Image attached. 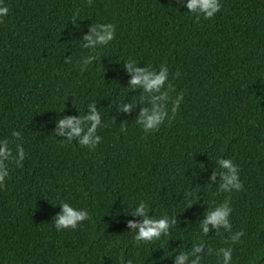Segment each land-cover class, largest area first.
<instances>
[{
    "label": "trees",
    "instance_id": "trees-1",
    "mask_svg": "<svg viewBox=\"0 0 264 264\" xmlns=\"http://www.w3.org/2000/svg\"><path fill=\"white\" fill-rule=\"evenodd\" d=\"M2 3L0 138L19 130L25 158L8 163L0 186V264H172L171 255L200 240L213 249L202 264H219L220 247H232L233 264L264 252V0H221L208 19H195L179 0ZM73 13L79 29L68 21ZM91 22L114 23L115 35L81 71L89 50L79 38ZM128 58L165 65L170 95L183 93L176 115L154 132L142 131L135 112L115 110L114 101L132 94L123 95ZM91 101L105 125L101 141L94 150L61 143L54 120L83 114ZM217 157L239 166L241 190L218 192L206 181ZM140 199L152 216H177L178 224L134 244L125 222L139 217L126 212ZM225 199L231 230L201 235L203 209ZM60 202L87 209L89 218L57 231ZM236 231L243 234L233 244Z\"/></svg>",
    "mask_w": 264,
    "mask_h": 264
},
{
    "label": "clouds",
    "instance_id": "clouds-1",
    "mask_svg": "<svg viewBox=\"0 0 264 264\" xmlns=\"http://www.w3.org/2000/svg\"><path fill=\"white\" fill-rule=\"evenodd\" d=\"M185 11L192 14L195 19H208L213 17L221 8V0H179ZM8 14V8L0 0V18ZM77 13L68 21L73 27L79 29L77 24ZM114 23L92 22L87 26V31L81 38V47L89 50V54L82 56L79 60L80 70L84 71L88 65L97 59L96 50L100 46L107 45L114 39ZM122 68L127 73L124 93L130 92L123 101H114L117 113L123 112L125 115L131 110L135 112V123L144 133L156 131L165 121H171L176 115L182 102L183 93L177 92L175 96L170 93L173 86L168 79V68L160 65L158 70L150 65L138 66V61L128 58L122 61ZM139 93L136 94V90ZM264 92V88L259 89ZM138 110H137V106ZM64 106L61 108L63 109ZM60 109V111H61ZM76 109V108H75ZM59 111V112H60ZM58 112V113H59ZM115 117L113 119V122ZM105 125L102 121L101 113L97 109L95 101L87 104V110L83 114H63L54 120L52 134L60 137L61 143L76 144L94 150L101 141V136L97 133L98 128ZM22 135L19 130H12L9 137L0 138V186L9 176L8 163L19 166L25 158V151L21 146ZM15 143V154L13 155L11 144ZM201 171H205L204 164L196 166ZM219 168V171L216 170ZM196 175L199 173L195 172ZM206 181L216 183V190L223 192L239 191L242 188V181L239 178V166L233 163L231 158L217 157L211 173ZM197 199L189 201L191 205ZM205 203V202H204ZM59 211L53 216V227L57 231L66 229H76L81 223L89 218V212L85 208L74 207L68 202H60ZM230 207L228 199L220 203L207 204L203 209L202 218L199 219V231L201 235L209 233L210 229L219 233L221 230L228 232L231 230ZM139 219H127L126 229L132 234L134 244L152 242L159 239L162 235H167L169 229L178 224L177 216L163 215L154 217L150 213L149 205L145 200L140 199L130 211L126 212ZM243 233L236 231L230 235L233 244L238 242ZM197 239H200L199 237ZM213 252V249L206 247L203 240L193 243L188 250H180L172 256V264H202V255L206 256ZM232 247H220L215 250V255L219 258V264H233ZM264 257V252L258 253L249 258L248 264H257ZM124 264H131V261H124Z\"/></svg>",
    "mask_w": 264,
    "mask_h": 264
}]
</instances>
